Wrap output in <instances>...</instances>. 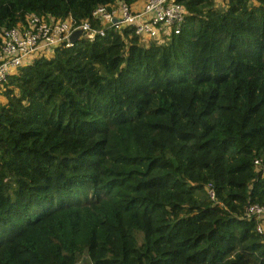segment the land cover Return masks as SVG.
<instances>
[{
  "label": "trees",
  "instance_id": "16d2710c",
  "mask_svg": "<svg viewBox=\"0 0 264 264\" xmlns=\"http://www.w3.org/2000/svg\"><path fill=\"white\" fill-rule=\"evenodd\" d=\"M117 1L138 0H0V33L103 31L4 84L0 264H264V0H179L148 44L92 15Z\"/></svg>",
  "mask_w": 264,
  "mask_h": 264
},
{
  "label": "built area",
  "instance_id": "2783aa9c",
  "mask_svg": "<svg viewBox=\"0 0 264 264\" xmlns=\"http://www.w3.org/2000/svg\"><path fill=\"white\" fill-rule=\"evenodd\" d=\"M186 14V8L179 0H144L139 11H132L125 2L117 1L110 10L101 5L92 13L99 18L102 28L131 27L134 35L143 44L151 41L164 43L172 34H178ZM79 29L84 32L79 38L88 40H92L97 33L103 34L102 30L92 29L87 22L73 24L68 19H56L35 13L27 14L25 21L16 26L3 29L0 33V94L2 95L7 78L20 67L31 63L37 56L51 54L53 48L72 46L70 35ZM254 165L257 171H264V162L261 159H255ZM208 193L214 197L212 189ZM245 216L248 219H260L262 222L256 228L258 231L264 229L263 207L249 205Z\"/></svg>",
  "mask_w": 264,
  "mask_h": 264
},
{
  "label": "crops",
  "instance_id": "0c3cea01",
  "mask_svg": "<svg viewBox=\"0 0 264 264\" xmlns=\"http://www.w3.org/2000/svg\"><path fill=\"white\" fill-rule=\"evenodd\" d=\"M143 3H144V0H138L137 2L131 4V5L129 6V9H131L132 11H139V10L141 9ZM3 97H4V100H3L2 102H0L1 105L4 104V103L6 102V98H5V96H3Z\"/></svg>",
  "mask_w": 264,
  "mask_h": 264
},
{
  "label": "water",
  "instance_id": "95a60500",
  "mask_svg": "<svg viewBox=\"0 0 264 264\" xmlns=\"http://www.w3.org/2000/svg\"><path fill=\"white\" fill-rule=\"evenodd\" d=\"M116 19H113V21H115ZM84 32L81 31L80 29L79 30H75L72 32V34L70 35V41L71 42H76L79 38V36H81Z\"/></svg>",
  "mask_w": 264,
  "mask_h": 264
},
{
  "label": "rangeland",
  "instance_id": "374dc122",
  "mask_svg": "<svg viewBox=\"0 0 264 264\" xmlns=\"http://www.w3.org/2000/svg\"><path fill=\"white\" fill-rule=\"evenodd\" d=\"M220 6V5H219ZM46 53H49V52H46ZM4 100V97L3 95L0 94V102H2ZM1 104V103H0Z\"/></svg>",
  "mask_w": 264,
  "mask_h": 264
}]
</instances>
